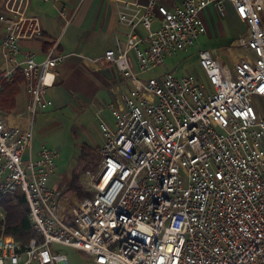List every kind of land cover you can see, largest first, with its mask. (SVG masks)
Instances as JSON below:
<instances>
[{
    "label": "built area",
    "instance_id": "built-area-1",
    "mask_svg": "<svg viewBox=\"0 0 264 264\" xmlns=\"http://www.w3.org/2000/svg\"><path fill=\"white\" fill-rule=\"evenodd\" d=\"M14 1L0 15V80L23 76L30 121L20 128L0 117V200L25 201L33 238L21 246L0 237V264H69L55 244L93 264H264V0L116 2L124 40L94 62L123 80L110 120L98 112L99 163L84 171L90 195L81 198L49 186L57 150L26 157L33 118L52 104L47 77L64 56L54 46L40 62L18 59L23 26ZM226 4L246 27L250 57L228 64L202 50V76L145 77L194 47L206 34L202 12Z\"/></svg>",
    "mask_w": 264,
    "mask_h": 264
},
{
    "label": "crops",
    "instance_id": "crops-1",
    "mask_svg": "<svg viewBox=\"0 0 264 264\" xmlns=\"http://www.w3.org/2000/svg\"><path fill=\"white\" fill-rule=\"evenodd\" d=\"M7 1L0 0V15L9 14L6 12ZM117 1L144 5L148 0H58L55 3H45L42 0H15L11 4L12 10L22 16L23 34L18 40L21 51L18 59L28 55L36 62H40L54 46L56 53L64 56L55 74L47 77L45 99L50 100L52 104L37 113L41 118V127L49 124L46 121L56 117L57 111L78 117L89 113L96 119L100 112L101 118L110 120L108 106L117 103L123 79L114 68L94 60L111 49L116 39L124 40L123 31L118 26L115 16ZM182 1L161 0L169 7L180 5ZM208 8L202 12L201 18L206 34L217 48L207 50L221 60L223 58L219 51L224 52L229 56L230 63L250 57V53L243 46L246 27L236 18L232 6L226 4L222 11L214 7ZM236 25L243 29V35L239 38ZM35 29L39 30V35L33 32ZM3 35L4 28L0 24V42ZM5 67L7 64L2 63L0 58V69ZM26 101L27 97L21 83L14 96L13 109L7 114L1 113L0 117L7 125L20 128L28 125L30 115L26 111ZM34 136L33 123V139ZM33 139L26 151V157L35 158L41 147L47 146H39L37 143L39 140ZM85 145L90 147L89 143ZM54 174L48 184L56 188L59 183L53 179Z\"/></svg>",
    "mask_w": 264,
    "mask_h": 264
},
{
    "label": "rangeland",
    "instance_id": "rangeland-1",
    "mask_svg": "<svg viewBox=\"0 0 264 264\" xmlns=\"http://www.w3.org/2000/svg\"><path fill=\"white\" fill-rule=\"evenodd\" d=\"M210 9L208 8V10ZM235 28L238 31L237 37H241L243 35V29H239L238 25ZM216 48L217 45L207 34H204L199 38L198 43L194 47L186 52H178L172 57L167 58L162 68L157 69L155 73L148 74L145 77L148 78L167 71H172L175 75L190 73L202 76V71L198 65V51L207 49L214 50ZM219 52L223 60L230 64L229 56L222 51ZM253 106L256 110L260 109L256 101L253 102ZM56 113V117L46 121L49 124L45 127H41V118L38 117V114L35 115L33 118L35 131L33 140L36 141L38 139L39 141L37 143H39V146L47 145L59 152V157L56 160L55 177L53 178L59 183V186L56 188L63 191L66 190V192L73 195L67 190L68 183L72 178H78L80 189L85 194L83 196H88L90 193L85 191L84 186L82 188L81 185L84 171L88 169L95 171L99 163L97 147L101 142V135L98 129V120L89 113L81 117L69 115L67 112L57 111ZM38 130L41 131L38 132ZM86 143H89L90 149L89 151L85 150L86 155L84 158L78 159L81 150L80 147ZM10 200L16 201L14 199ZM51 250L55 254L65 255L69 264H93L90 257L70 247L55 244L51 245Z\"/></svg>",
    "mask_w": 264,
    "mask_h": 264
},
{
    "label": "trees",
    "instance_id": "trees-1",
    "mask_svg": "<svg viewBox=\"0 0 264 264\" xmlns=\"http://www.w3.org/2000/svg\"><path fill=\"white\" fill-rule=\"evenodd\" d=\"M23 82V76L16 73L11 82L2 80L0 87V116L1 113H9L14 106V96L19 90V85ZM89 147L82 145L78 159L85 157V150L89 151ZM99 158V157H98ZM67 190L73 195L81 198L85 195L79 186L78 178H72L68 183ZM0 200V210L4 211V222L0 221V237L6 241H13L19 243L21 246H26L33 238V233L27 218V205L22 198ZM4 225L2 228L1 225Z\"/></svg>",
    "mask_w": 264,
    "mask_h": 264
}]
</instances>
